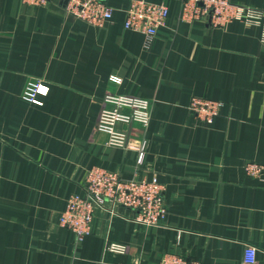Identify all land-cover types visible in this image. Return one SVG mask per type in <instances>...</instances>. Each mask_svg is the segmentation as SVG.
<instances>
[{"label": "crops", "instance_id": "1", "mask_svg": "<svg viewBox=\"0 0 264 264\" xmlns=\"http://www.w3.org/2000/svg\"><path fill=\"white\" fill-rule=\"evenodd\" d=\"M106 1L115 12L98 28L67 16L65 0H0V264H159L167 253L247 264L248 245L264 264V177L245 171L250 161L264 165L261 30L187 23L181 0H147L170 16L146 47L125 28L132 0ZM232 1L264 9V0ZM30 82L41 83L34 103L23 98ZM108 95L153 102L147 127L123 126L127 148L111 147L98 129ZM193 97L224 103L213 123L192 114ZM143 141L144 155L135 150ZM93 167L157 177L166 219L145 227L130 210H98L76 246L59 219Z\"/></svg>", "mask_w": 264, "mask_h": 264}, {"label": "built area", "instance_id": "2", "mask_svg": "<svg viewBox=\"0 0 264 264\" xmlns=\"http://www.w3.org/2000/svg\"><path fill=\"white\" fill-rule=\"evenodd\" d=\"M32 6H46L51 0H23ZM115 9L106 0H68L65 6L67 16L82 20L98 28H104L112 19ZM170 8L163 3L147 0H132L126 10L125 28L140 32L145 36V46L150 47L159 30L167 23ZM180 20L187 23L204 22L213 28H224L231 23L241 22L261 30L264 49V9L234 3L232 0H181ZM117 83L118 77H113ZM41 83L30 82L23 98L35 102ZM99 120V131L109 134L111 147L127 148L129 135L123 126L140 123L150 124L153 102L129 95H108ZM224 103L203 97H193L189 109L196 119L211 124L219 116ZM147 142L143 141L135 150L144 155ZM246 174L253 178L264 177V165L250 161L245 164ZM134 213L132 220L145 227L160 226L168 214L165 199V186L157 177L151 180L137 177L127 179L117 171L102 167L87 170L84 194H73L62 212L60 226L71 230L75 235L76 246L89 236L94 227L98 210L117 214L119 209ZM108 250L125 253L127 247L110 243ZM257 247L248 245L245 253L247 264L257 263ZM159 264H201L178 254L167 253Z\"/></svg>", "mask_w": 264, "mask_h": 264}, {"label": "water", "instance_id": "3", "mask_svg": "<svg viewBox=\"0 0 264 264\" xmlns=\"http://www.w3.org/2000/svg\"><path fill=\"white\" fill-rule=\"evenodd\" d=\"M68 3V0H65V4H67Z\"/></svg>", "mask_w": 264, "mask_h": 264}]
</instances>
